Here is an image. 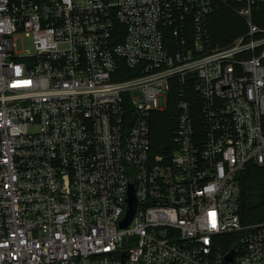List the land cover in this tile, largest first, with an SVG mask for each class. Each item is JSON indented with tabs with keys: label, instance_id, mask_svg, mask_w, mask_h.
I'll return each mask as SVG.
<instances>
[{
	"label": "built area",
	"instance_id": "built-area-1",
	"mask_svg": "<svg viewBox=\"0 0 264 264\" xmlns=\"http://www.w3.org/2000/svg\"><path fill=\"white\" fill-rule=\"evenodd\" d=\"M217 1L247 24L225 45L208 25ZM257 3L0 0V264H224L233 247V264H264L238 179L264 165ZM173 80L175 146L155 153Z\"/></svg>",
	"mask_w": 264,
	"mask_h": 264
},
{
	"label": "trees",
	"instance_id": "trees-1",
	"mask_svg": "<svg viewBox=\"0 0 264 264\" xmlns=\"http://www.w3.org/2000/svg\"><path fill=\"white\" fill-rule=\"evenodd\" d=\"M232 5V1H230ZM242 25H241V22ZM254 21L264 27V3H257L254 9ZM208 25L214 42H229L242 29L247 28L244 18L239 17L233 7L217 1L212 8L208 17ZM243 27L240 30V27ZM247 30V29H246ZM246 32V31H245ZM225 44V43H224ZM134 73L127 74L133 76ZM123 78L124 75H121ZM188 91L193 93L192 88L188 86ZM179 87L176 80H173L172 88L169 94L170 102L168 109L163 112L153 114L154 124H151V141L155 153H169L174 148V132L176 129L177 115V94ZM193 100L195 101V110H199L201 101L199 96L194 92ZM152 123V122H151ZM238 179L241 186V217L244 224H252L264 221V165H258L253 161L246 163L240 171ZM229 243H226V246Z\"/></svg>",
	"mask_w": 264,
	"mask_h": 264
},
{
	"label": "water",
	"instance_id": "water-1",
	"mask_svg": "<svg viewBox=\"0 0 264 264\" xmlns=\"http://www.w3.org/2000/svg\"><path fill=\"white\" fill-rule=\"evenodd\" d=\"M134 186H135V182L131 183L129 197H128V211L126 217L120 222L121 227H126L131 223L137 208V198H136ZM236 252H237V247L231 248L224 257V264H233ZM124 261L125 258L123 259V262Z\"/></svg>",
	"mask_w": 264,
	"mask_h": 264
},
{
	"label": "rangeland",
	"instance_id": "rangeland-1",
	"mask_svg": "<svg viewBox=\"0 0 264 264\" xmlns=\"http://www.w3.org/2000/svg\"><path fill=\"white\" fill-rule=\"evenodd\" d=\"M239 16V15H238ZM240 17V16H239ZM241 22V21H240ZM241 25H242V22H241ZM243 27L241 26L240 27V30L242 29ZM247 29V28H246ZM246 29H242V33L238 34L236 37H234L231 41L229 42H221L222 40H219L217 42H215L216 44L218 45H225V44H228L230 42H232L233 40H235L238 36L242 35L243 33H245V31H247ZM18 49L21 50V51H25L27 48L31 47V42L29 40H24V39H18ZM225 43V44H224ZM155 123V120L152 118V123L151 124H154ZM240 173V172H239Z\"/></svg>",
	"mask_w": 264,
	"mask_h": 264
}]
</instances>
